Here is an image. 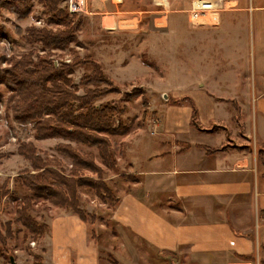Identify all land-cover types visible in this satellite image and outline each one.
<instances>
[{
  "label": "rangeland",
  "instance_id": "374dc122",
  "mask_svg": "<svg viewBox=\"0 0 264 264\" xmlns=\"http://www.w3.org/2000/svg\"><path fill=\"white\" fill-rule=\"evenodd\" d=\"M190 1L8 0V4L27 11L21 18L9 5L0 8V24L6 29V35L0 38L1 67L27 54L31 61L25 65L27 70L44 68L48 62L59 69L71 65L70 72L65 71L76 84L69 88L68 98L73 99L92 88V84L80 81L97 64L107 81L98 85L101 93L94 95L92 102L122 107L113 126L119 119L127 127L123 134H103V148L71 142L70 148L78 156L70 159L55 148L67 144V140L39 138L32 123L13 120L8 104L11 91L0 84V187L2 193L7 192L0 197V264H54L48 252L52 235L49 226L61 216L79 217V211L87 214L84 223L88 239L93 240L91 229L99 236L95 241L99 264H120L113 253L116 241L111 216L119 194L131 189L141 194L140 167L148 165L145 159L163 153L168 144L173 150L187 142L215 145L224 140L222 133L197 131L202 129L198 118L188 117L194 106L191 98L195 100L203 90L225 98L233 96V103L220 102L216 117L206 125L219 130L210 124L216 122L235 131L242 127L237 124L239 119L232 117L236 116L235 105L241 112L239 95L251 84L250 99L243 108L245 119L249 110L253 116L261 113L264 98H252L264 79V0H227L228 8L214 23L196 26L187 20ZM232 4L234 7H230ZM29 29L69 32L73 39L59 46L44 45L24 38ZM253 125L255 122H251ZM189 127L192 132L185 133ZM21 143L32 145L37 160L53 164L70 186H50L47 196L31 195L23 176L47 173L32 167L19 152ZM25 195L31 198L24 205ZM22 209L25 211L20 213L47 226L38 233L24 227L17 220ZM75 225L66 223L61 230L76 233ZM6 257H12L13 262ZM138 264L183 263L173 254L156 252L154 257L150 254L149 262L146 257Z\"/></svg>",
  "mask_w": 264,
  "mask_h": 264
},
{
  "label": "crops",
  "instance_id": "0c3cea01",
  "mask_svg": "<svg viewBox=\"0 0 264 264\" xmlns=\"http://www.w3.org/2000/svg\"><path fill=\"white\" fill-rule=\"evenodd\" d=\"M263 80L252 100L264 98ZM248 86L239 95L241 112L235 105L236 116H232L239 119V130L216 122L210 124L219 130L206 125L216 117L220 102L233 103L234 97L203 90L195 100L191 98L202 126L197 131L222 133L224 140L215 145L187 142L179 149L174 145L173 150L168 144L163 153L147 157L148 165L140 167L141 194L131 189L117 196L111 216L117 262L138 264L146 257L149 262L150 254L154 257L159 252L173 254L183 264L264 263V165L260 159L264 108L254 116L249 110L245 119L243 108L251 94ZM191 128L185 133L192 132ZM199 145L226 148L207 153ZM74 222L76 233L62 232V225ZM49 230L52 263L99 264L96 243L88 239L87 227L79 217L61 216Z\"/></svg>",
  "mask_w": 264,
  "mask_h": 264
},
{
  "label": "trees",
  "instance_id": "16d2710c",
  "mask_svg": "<svg viewBox=\"0 0 264 264\" xmlns=\"http://www.w3.org/2000/svg\"><path fill=\"white\" fill-rule=\"evenodd\" d=\"M10 6V10L21 18L27 11L19 6L8 4V0H0V8ZM26 38L29 41L39 40L44 45H63L66 41L73 39L71 33L56 34L53 31L45 29H29ZM20 33V30L19 32ZM6 35L5 27L0 24V38ZM28 55H21L19 59L10 62V66H0V84H5L9 91L8 104L12 110L13 120L20 124L32 123L36 136L39 138L60 137L68 141L66 144L57 145L58 151L63 150L70 159H77V154L70 148V143L92 144L105 146V137L103 134H123L127 132V127H123V123L118 119L117 125L113 126V122L117 119V115L121 113L123 108L117 105H100L93 104V96L98 92V85L107 81L98 68L97 64L93 65V70L90 73H85L80 83L83 85L92 84V88L85 89L82 97L68 98L70 95V87L76 85L67 77V72H70L71 65H66L64 69H59L52 62L44 65V68H35L33 70L25 67L31 61ZM3 57H0V63ZM42 65V64H41ZM36 66V65H35ZM65 66V65H64ZM63 66V67H64ZM67 70V72L65 71ZM95 88V89H93ZM78 102V103H77ZM197 117L195 106L192 108L191 119ZM207 153H212L218 150H223L226 146L208 147L202 146ZM35 148L32 145L20 144L19 152L29 159L32 167L42 169L47 174H25L23 181L31 190L33 196H47L50 194V186H56V189L70 186V182L64 177L57 174V170L53 164L37 160L34 155ZM100 151V150H99ZM103 155V154H102ZM260 159L264 165V149L260 150ZM80 164V161H76ZM82 163L87 164L85 161ZM67 189V188H66ZM53 191V190H52ZM7 192L2 193L0 187V197ZM24 205L27 203L28 195L24 196ZM31 198V197H30ZM117 203V200H116ZM115 203V204H116ZM18 212L17 220L21 224L31 230L33 233H38L42 226L33 221L28 215ZM78 213V210L75 211ZM80 213V214H79ZM79 218L84 222L87 219V214L79 211ZM86 217V218H85ZM90 237L93 241H98L99 236L91 229ZM3 253L0 255L2 256ZM9 257H6L8 260ZM247 259L249 257H246ZM10 261V259L8 260Z\"/></svg>",
  "mask_w": 264,
  "mask_h": 264
},
{
  "label": "built area",
  "instance_id": "2783aa9c",
  "mask_svg": "<svg viewBox=\"0 0 264 264\" xmlns=\"http://www.w3.org/2000/svg\"><path fill=\"white\" fill-rule=\"evenodd\" d=\"M227 3V0H191L186 11L188 23L192 26L214 23L219 13L228 8ZM230 7H234L233 4Z\"/></svg>",
  "mask_w": 264,
  "mask_h": 264
},
{
  "label": "water",
  "instance_id": "95a60500",
  "mask_svg": "<svg viewBox=\"0 0 264 264\" xmlns=\"http://www.w3.org/2000/svg\"><path fill=\"white\" fill-rule=\"evenodd\" d=\"M10 259H11V263H12L13 262L12 257Z\"/></svg>",
  "mask_w": 264,
  "mask_h": 264
}]
</instances>
